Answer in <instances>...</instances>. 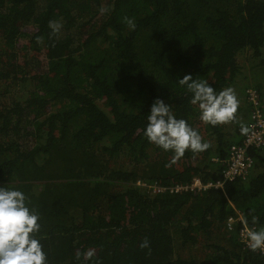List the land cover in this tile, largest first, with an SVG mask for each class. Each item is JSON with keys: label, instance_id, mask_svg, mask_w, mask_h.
Listing matches in <instances>:
<instances>
[{"label": "trees", "instance_id": "16d2710c", "mask_svg": "<svg viewBox=\"0 0 264 264\" xmlns=\"http://www.w3.org/2000/svg\"><path fill=\"white\" fill-rule=\"evenodd\" d=\"M52 21L62 25L54 35ZM246 52L263 84L243 80ZM263 52L264 0H0V186L22 190L39 213L48 264H77L88 250L84 264H264L238 238L242 226L264 228V147L246 150L244 178L223 172L248 126L246 88L264 111ZM184 75L232 88L236 119L200 121ZM157 98L209 149L177 156L148 142ZM193 178L221 186L155 194L138 185Z\"/></svg>", "mask_w": 264, "mask_h": 264}, {"label": "clouds", "instance_id": "9594fccd", "mask_svg": "<svg viewBox=\"0 0 264 264\" xmlns=\"http://www.w3.org/2000/svg\"><path fill=\"white\" fill-rule=\"evenodd\" d=\"M108 11H110L108 8L101 9L102 13ZM124 23L130 31L135 30L136 23L133 18L124 17ZM61 27L62 25L55 21L49 23L53 35L58 33ZM177 81L179 86L190 94V103L197 107L199 119L204 124L217 126L236 119L239 104L232 88L217 91L207 80L194 79L193 75H184ZM246 89H253V87ZM246 89L244 90L245 101ZM143 131L148 142L164 151H172L177 156H183L186 151L204 152L210 147V144L202 140L199 132L189 124L187 119L177 118L172 111V106L160 98L155 99L151 104ZM247 131V128H241L242 133ZM217 182L193 178L187 185L155 186V194L208 191L218 189L211 185ZM177 188L181 189L176 191ZM40 219L39 213L29 206L28 197L22 190L0 186V264H48V255L37 235L41 230ZM244 222L247 223V220ZM233 225L234 223L230 228L227 226L228 231H232ZM242 244L251 251L261 250L264 253V228L250 229L247 232V244ZM140 247L147 248L148 241L145 240ZM94 255V250L77 252L75 261L77 264L91 262Z\"/></svg>", "mask_w": 264, "mask_h": 264}, {"label": "built area", "instance_id": "2783aa9c", "mask_svg": "<svg viewBox=\"0 0 264 264\" xmlns=\"http://www.w3.org/2000/svg\"><path fill=\"white\" fill-rule=\"evenodd\" d=\"M246 103L249 107V122L242 140L241 145H233L228 151V158L224 163L225 169H223L226 179H234L237 177L244 178L248 171L252 168V161L246 158V150L250 148L261 149L264 147V111L258 98V94L253 89H246L245 91ZM141 186L155 191V185H148L145 183H138ZM215 188L220 187V182L211 183ZM181 188H177L176 191ZM235 218H229L227 222L228 228L235 222ZM250 229L248 227H242L239 229L238 238L242 243L247 244V232ZM252 230V229H251Z\"/></svg>", "mask_w": 264, "mask_h": 264}, {"label": "rangeland", "instance_id": "374dc122", "mask_svg": "<svg viewBox=\"0 0 264 264\" xmlns=\"http://www.w3.org/2000/svg\"><path fill=\"white\" fill-rule=\"evenodd\" d=\"M262 57H264V52H263ZM259 61H261L262 64H264V61L262 59H260ZM238 62L241 65L245 66L243 69V80L245 82L250 83V86H252V84H263L262 66L257 61L252 62L250 58V52L241 54L238 58Z\"/></svg>", "mask_w": 264, "mask_h": 264}]
</instances>
